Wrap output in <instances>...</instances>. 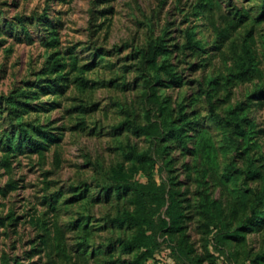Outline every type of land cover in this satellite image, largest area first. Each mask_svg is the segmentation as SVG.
I'll use <instances>...</instances> for the list:
<instances>
[{
  "label": "rangeland",
  "instance_id": "374dc122",
  "mask_svg": "<svg viewBox=\"0 0 264 264\" xmlns=\"http://www.w3.org/2000/svg\"><path fill=\"white\" fill-rule=\"evenodd\" d=\"M260 2L0 0V158L7 140L18 142L19 126L37 140L36 128L57 138L41 149L20 146L9 156L8 169L0 164V264H130L133 253L121 242L132 229L119 217L131 206L127 194L115 192L111 179L114 168L130 165L128 147L149 149L156 160L155 180L168 187L174 183L181 192L186 239L194 252L189 259L177 258L158 235L157 264H244L248 259L264 264L257 259L264 253V226L241 242L219 244L210 217L217 201L222 220L237 227L242 218L233 219L231 209L237 191L253 192L264 184L245 176V158L231 148L230 133L211 115L215 111L225 121L227 108L243 103L242 110L262 129L254 133L248 154L264 171V93L263 98L249 97L255 86L264 88ZM234 10L248 16L236 28ZM44 17L54 26V47L47 45L51 34ZM215 28L228 30L227 38ZM249 29L262 74L252 82H237L230 75L234 54ZM188 31L199 40V49L186 46ZM156 41L169 50L180 80L158 88L160 105L170 111L174 125L183 116L190 121L185 147L168 133L158 141L167 145L162 153L154 152L156 139L132 130L145 123V111L153 106L142 94L141 53ZM52 55L67 64L75 57L78 65L94 61L95 66L83 74L67 73L66 66L64 93L12 105L10 98L22 90L56 78L57 73L47 72ZM80 79L87 87L80 86ZM198 131L202 137H195ZM204 144L210 145L212 160ZM135 178L146 180L142 173ZM10 180L13 190L6 185Z\"/></svg>",
  "mask_w": 264,
  "mask_h": 264
},
{
  "label": "trees",
  "instance_id": "16d2710c",
  "mask_svg": "<svg viewBox=\"0 0 264 264\" xmlns=\"http://www.w3.org/2000/svg\"><path fill=\"white\" fill-rule=\"evenodd\" d=\"M214 1L203 0V3L210 6L214 4ZM246 17L248 18L246 12L241 13L234 10L233 18H236L237 22L234 21L232 27H238V23L242 22ZM260 17H264V0L260 2V14L257 15V18ZM43 22L47 32L51 34V37L47 40V45L54 47L58 44L54 26L47 17H44ZM215 30L217 34H221L225 39L227 38L228 30H219L217 28ZM252 31L253 29H249L246 32L240 50L234 54V67L230 75L237 82H252L261 78L260 61L255 57L251 47V44L254 43ZM186 46L191 50L201 47L199 40L194 37L193 31L187 32ZM169 53L162 41L150 43L147 49L141 53L144 66V75L141 77L142 94L146 99L145 103H150L153 106L148 107L145 111V123L133 126L132 130L134 133L156 139L155 153L165 151L167 145L159 144L158 141L165 140L168 133L174 136L183 147H185L186 139L189 137L185 126H188L190 121L183 116L179 124L174 125L170 118V111L165 106L160 105L158 88L166 86L167 83H175L176 85L180 83L179 77L173 71V66L168 60ZM66 66L69 67L67 73L76 72L77 74H83L92 69L95 66V62H86L78 65L76 58L71 57L69 64H67L60 62L58 57L52 55L47 72L57 73L56 78L49 80L45 84L40 81L34 85V88L22 90L20 94L10 98V103L12 105L16 103L28 105V102L23 101L37 99L40 95L49 93H64L66 76L62 72ZM226 80L229 81L230 78L226 77ZM210 83L215 85L217 81L210 80ZM80 86L83 88L87 87V81L80 79ZM262 93H264V88L261 85H257L251 91L249 97H262ZM210 103L213 105L212 102ZM242 105L243 103L241 102L236 106H229L225 111L227 115L225 121L217 113H214L215 111H212L211 115L216 125L221 127L225 133H230L227 138L231 142V148H235L237 154L239 156L243 155V158H245V176L248 179L261 178L264 181V171L260 170L262 169L260 166L254 164L253 159L248 154L254 133L262 132V129L257 127L254 119L247 116L242 110ZM156 112H159L157 119L154 118ZM125 124L128 127L131 126L129 122H125ZM190 129L194 132L197 131L193 126ZM36 131L40 134L41 140L32 138L26 129L19 126L18 142H14L13 138L5 142V151L0 158V164L4 168L8 169L10 167L9 156L18 147L26 145L29 149H41L47 145V142L57 139L50 134L39 131L38 128H36ZM195 137H202V131H198ZM203 146L206 157L212 160L214 153L210 149V145L204 144ZM126 157L130 161V165L127 168L122 166L114 168L111 179L115 192L117 194L122 192L127 194V201L131 206V209L123 210L119 217L120 222L125 223L132 229L130 237L121 242L122 248L126 252L133 253L130 264H157L154 256L159 245L158 235L165 237V241L177 258L189 259V256L194 252V248L186 239L184 224L186 215L182 208L179 188L174 183L168 187L164 183H158L155 180L156 160L152 157L149 149L137 150L134 147H128ZM139 173L143 174L146 178L145 181L135 178ZM6 185L10 190L16 188L11 180ZM212 205L214 206V213L210 217L215 220L213 221L214 226L219 231L216 239L219 244H223L226 241L241 242L247 233L260 230L264 226V184L253 192L247 189H239L237 191V197L231 208L233 219L242 218V222L237 227H231L229 225L230 222L222 220V210L217 201H214ZM3 223V219L0 218V224L3 225ZM55 230H58L57 227ZM150 259L154 261L149 262ZM257 259L258 262L264 263V253L257 256ZM251 262L248 259L245 260L244 264H251ZM253 262H255L254 259ZM1 264L4 263L2 262Z\"/></svg>",
  "mask_w": 264,
  "mask_h": 264
}]
</instances>
